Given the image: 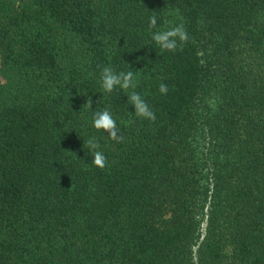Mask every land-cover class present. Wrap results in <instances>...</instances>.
Returning <instances> with one entry per match:
<instances>
[{
	"label": "trees",
	"instance_id": "obj_1",
	"mask_svg": "<svg viewBox=\"0 0 264 264\" xmlns=\"http://www.w3.org/2000/svg\"><path fill=\"white\" fill-rule=\"evenodd\" d=\"M0 264H264V0H0Z\"/></svg>",
	"mask_w": 264,
	"mask_h": 264
},
{
	"label": "rangeland",
	"instance_id": "obj_2",
	"mask_svg": "<svg viewBox=\"0 0 264 264\" xmlns=\"http://www.w3.org/2000/svg\"><path fill=\"white\" fill-rule=\"evenodd\" d=\"M4 82V79L0 76V83Z\"/></svg>",
	"mask_w": 264,
	"mask_h": 264
}]
</instances>
